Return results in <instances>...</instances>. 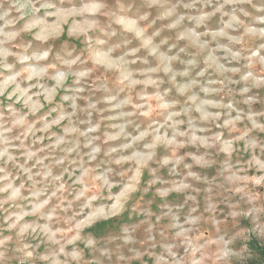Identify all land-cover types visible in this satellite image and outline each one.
I'll use <instances>...</instances> for the list:
<instances>
[{
	"label": "rangeland",
	"instance_id": "rangeland-1",
	"mask_svg": "<svg viewBox=\"0 0 264 264\" xmlns=\"http://www.w3.org/2000/svg\"><path fill=\"white\" fill-rule=\"evenodd\" d=\"M264 261V0H0V264Z\"/></svg>",
	"mask_w": 264,
	"mask_h": 264
},
{
	"label": "trees",
	"instance_id": "trees-1",
	"mask_svg": "<svg viewBox=\"0 0 264 264\" xmlns=\"http://www.w3.org/2000/svg\"><path fill=\"white\" fill-rule=\"evenodd\" d=\"M257 264H264V261L263 262H258Z\"/></svg>",
	"mask_w": 264,
	"mask_h": 264
}]
</instances>
